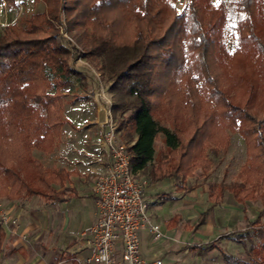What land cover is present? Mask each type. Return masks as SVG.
I'll return each mask as SVG.
<instances>
[{"label":"trees","instance_id":"1","mask_svg":"<svg viewBox=\"0 0 264 264\" xmlns=\"http://www.w3.org/2000/svg\"><path fill=\"white\" fill-rule=\"evenodd\" d=\"M6 1L9 7L17 6V0ZM42 1L44 10L0 29V197L14 200L40 195L61 200L63 193L55 185L64 184L71 175L64 169L45 168L31 154L33 148L47 153L55 148L65 124L62 88L75 78L85 87L91 84L89 76L69 65L68 58L78 55L76 47L65 37L57 39L54 21L61 12L66 29L79 33L88 56L100 59L104 76L112 81L109 89L113 115L119 120L117 135L130 126L124 142L138 178L147 176L152 183L164 178L182 181L193 175L197 167L206 165V158L199 160L205 148L219 141L208 129L226 124L243 136L249 158L238 174L241 180L217 185L220 195L229 190L241 202L254 197L258 183L264 188V116L258 114L264 108V21L260 33L253 26L254 5L264 9V0H235L246 16L242 25L238 23L239 46L228 55L235 58L246 50L248 65L240 66L241 74L235 70L228 83L220 79L224 65L216 72L206 66L205 51L219 44L225 22L223 7L211 8L210 0H189L188 10L178 15L165 0H66L64 6L61 0ZM177 47L182 59L176 65L188 63L184 50L189 55L198 53L202 65L197 75L182 83L183 100L188 104L183 107L167 104L175 97L171 93L176 91L177 79L170 81L172 88L163 93L162 102L155 99L161 96L155 65H171ZM243 87L244 101L236 96ZM161 103L170 125L157 115ZM241 103L247 107L237 106ZM179 111L187 123L188 151H179L183 141L174 127ZM161 134L169 150L155 160V142ZM3 235L0 224V239ZM241 238L252 262L264 264V224ZM256 238H261L258 245Z\"/></svg>","mask_w":264,"mask_h":264},{"label":"crops","instance_id":"2","mask_svg":"<svg viewBox=\"0 0 264 264\" xmlns=\"http://www.w3.org/2000/svg\"><path fill=\"white\" fill-rule=\"evenodd\" d=\"M95 81L89 84L88 103L95 106L92 118L88 116L81 126L71 125L68 130L64 124L54 150L38 157L47 169L71 172L64 184L55 185L63 198L48 200L40 195L14 200L0 198L12 216L20 218L16 229L0 223L4 229L0 264H80L89 255L81 233L96 217L95 179L109 160L103 142L105 120L101 118L106 102L94 95L99 88ZM154 159H159L156 145ZM203 174L204 171H195L186 180L172 183L173 188L168 190H157V185L172 178L152 183L147 176L140 178L149 201V215L163 233L156 239L148 228L139 231L145 258L160 259L161 264H247L248 255L243 243L240 244L241 233L247 230L242 221L247 210L232 192L226 190L220 195L217 189L220 183L236 179L225 181ZM196 175L201 180L194 182ZM75 200L81 202L85 215L79 213ZM168 203L171 207L166 210ZM38 211V215H33ZM22 235L26 236L25 240Z\"/></svg>","mask_w":264,"mask_h":264},{"label":"rangeland","instance_id":"3","mask_svg":"<svg viewBox=\"0 0 264 264\" xmlns=\"http://www.w3.org/2000/svg\"><path fill=\"white\" fill-rule=\"evenodd\" d=\"M167 4L169 5L170 9L174 12V14H183L188 9L189 0H165ZM60 5L64 6L66 5V0H61ZM211 8H219L220 6L223 7L225 12V22L221 29V37L218 41L219 44L217 46H210L205 51V56H207L206 60V66L209 68V72L213 70V72L217 70V68L220 65H224L225 68L220 72L221 80L224 82H230L231 77L234 73V71H237V74H241L243 72V69L240 67L241 65H248V54L247 51L244 50L242 54L237 55L235 58L233 56L230 57L231 52L236 50L239 46V32L237 31L238 23L242 25V21L244 20L246 16V12L242 9H239L238 6L235 3V0H210ZM46 8L45 3L42 0H17V6L15 7H9V3L5 0H0V29L2 30L5 26L9 24L14 23H20L21 19L25 16L30 15L33 12L36 11H42ZM264 11L263 7L260 5H254V24L253 26L256 27V29L262 31V25H263V14ZM60 19L54 21V25L58 29V35L57 39H60L61 37H65L69 39L72 44L76 47L78 50V55H76L73 58H68L69 65H71L75 70L78 72L89 76L91 78V83H94V79L97 81L96 85L99 86V88L95 89L96 95L101 90V85L104 86V94L107 96H111L113 99V93L109 89V85H111L112 81H108L106 77L103 74V69L101 65L100 59L94 57V56H88L86 46L83 42L79 41V33L76 30L68 31L66 19L64 16V13H60ZM171 38V36H170ZM177 44H175L176 47ZM174 47V48H175ZM176 49L177 53L171 61V65H168L165 67L164 65H155V81L157 85H161V89L158 90V93H161L160 98H155L156 103L162 102L163 93L167 92L172 88V85L170 81L172 79H177L178 85H176L174 88L176 91L174 93H171L175 95V97L170 98V101H167L168 106L175 105V107H183L187 106L188 104L185 103L184 96H182L183 90H182V83L183 81L187 80L188 78L194 77V75H197L199 70H201L200 61L201 57H199L198 53H194L193 55H189L187 50V60L188 63L184 65H176L178 63V60L182 59V53L179 52L180 48L177 47ZM223 49V51H222ZM153 53H157V51H153ZM227 53V54H226ZM185 56V54H184ZM186 61V60H185ZM175 62V63H174ZM160 63V62H159ZM192 74V75H191ZM219 74V76H220ZM203 76V75H202ZM95 81V82H96ZM99 82V84H98ZM95 85V86H96ZM200 83L198 82V86ZM94 89V88H93ZM246 88L243 87L240 89L236 96H239L243 101L246 98ZM63 97H62V110L64 114V118L66 119L67 123L65 122V128L68 130L69 126H77L79 124L80 126L84 123V120H87L88 116L92 118L95 110V106L88 103V99H90L91 95V89L89 86H83L81 84V81L79 79H74L73 82L67 84L65 87L62 88ZM261 94V93H259ZM159 95V94H158ZM166 98V96H164ZM259 101V100H258ZM236 102V101H235ZM163 105V103H161ZM237 104V103H236ZM160 105H158L159 107ZM239 107H244L243 103L238 104ZM236 106V107H237ZM161 108H157L156 112L157 115L162 118V121L170 125V120L168 119V116L165 114V112H162L163 106ZM247 107V106H246ZM244 107V108H246ZM236 109V108H234ZM183 111V108H182ZM182 111L178 112L179 121L176 123L174 127L177 128L180 132L181 139L183 141L182 148L179 149V151H188L189 148L186 146L189 136L186 134V127L184 124L186 123L185 115L182 113ZM258 114L263 117L264 116V108H262L261 111L258 112ZM106 112L105 110L101 114V118L105 120ZM117 124H119L118 118H116ZM187 124V123H186ZM185 124V125H186ZM78 125V126H79ZM95 125V124H94ZM229 125L221 124V128H210L208 129V132L212 133L216 137H213V139H218V144H212L208 145L205 148V152L203 153L202 158H206V165L197 167L194 170V173H199L200 171H204L203 175H209L211 177H216L217 179L220 178L225 181H231L234 179L241 180V178L238 177V174L241 171V168L243 165H245L248 162L249 155L246 151V142L243 138V136L239 132L233 131L230 127H227ZM130 126L125 127V129L121 130L119 139L123 142L125 139H127V133L130 130ZM84 131V130H83ZM58 140V139H57ZM57 142V141H56ZM156 149L158 151V157L161 158L163 156V153L168 152V148L166 146L164 135H160L156 139ZM43 151L38 150L37 148H33L31 154L32 157L38 159V157H43ZM39 160V159H38ZM42 164V163H41ZM214 173V175H213ZM220 173V177H218V174ZM2 173H0V179L2 177ZM194 175V174H193ZM217 175V176H216ZM192 176V175H191ZM188 178V177H187ZM186 180V179H184ZM201 178L196 175V178H194L192 181H200ZM175 182H181V179H170V181L166 182H160L157 185V190H168L169 188H173V184ZM250 184L248 183V186ZM259 185L258 191L254 194V197L252 199L246 198L243 199V201L240 202V205L244 207L245 210H247V217L244 219L242 217V221L246 223L247 230L243 231L241 235H244V233L250 232L251 229H256L259 225L264 224V214L262 217H259V214L264 209V188H262ZM3 186V184L0 182V188ZM156 192V191H155ZM154 194V192H153ZM154 196V195H153ZM2 198V197H0ZM152 198V196L150 197ZM207 198V194H206ZM191 200H193L191 198ZM247 200H250L247 201ZM1 201V200H0ZM75 207L79 211L81 215H85L83 212L81 202L78 200L74 201ZM239 203V202H238ZM253 208H251L252 206ZM2 206L5 208V206L2 204ZM166 210H168L171 207V204H166ZM6 209V208H5ZM250 209H253L250 211ZM40 211V207H39ZM38 212L33 213V215H38ZM264 213V211H263ZM243 216V214L241 215ZM258 222V223H257ZM261 224H260V223ZM240 233V231L238 232ZM245 237V236H244ZM243 237V238H244ZM261 239V238H260ZM259 238H256L254 240L255 244L258 245L260 242ZM248 243V242H247ZM238 248H241L239 243H237ZM242 244V242L240 243ZM263 254V253H262ZM264 259V256L262 257ZM252 258L250 255L246 257L247 264H256V262H252Z\"/></svg>","mask_w":264,"mask_h":264},{"label":"built area","instance_id":"4","mask_svg":"<svg viewBox=\"0 0 264 264\" xmlns=\"http://www.w3.org/2000/svg\"><path fill=\"white\" fill-rule=\"evenodd\" d=\"M103 89L101 85L97 95L106 102L103 142L109 160L95 179L97 212L92 223L81 233L89 255L80 264H161L160 259H147L141 252L139 231L142 228H148L156 239L163 233L149 215L144 182L130 163L128 145L117 135L113 99L106 96ZM0 223L16 229L20 226V218L12 216L0 203ZM22 239L26 236L22 235Z\"/></svg>","mask_w":264,"mask_h":264}]
</instances>
